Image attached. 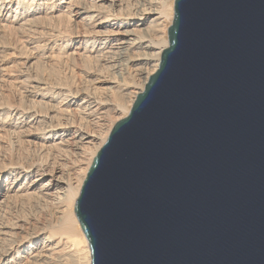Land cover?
Returning <instances> with one entry per match:
<instances>
[{
  "label": "water",
  "instance_id": "1",
  "mask_svg": "<svg viewBox=\"0 0 264 264\" xmlns=\"http://www.w3.org/2000/svg\"><path fill=\"white\" fill-rule=\"evenodd\" d=\"M168 36L75 202L92 264H264V0H175Z\"/></svg>",
  "mask_w": 264,
  "mask_h": 264
},
{
  "label": "bare ground",
  "instance_id": "2",
  "mask_svg": "<svg viewBox=\"0 0 264 264\" xmlns=\"http://www.w3.org/2000/svg\"><path fill=\"white\" fill-rule=\"evenodd\" d=\"M175 0H0V264H92L75 202L169 46Z\"/></svg>",
  "mask_w": 264,
  "mask_h": 264
},
{
  "label": "rangeland",
  "instance_id": "3",
  "mask_svg": "<svg viewBox=\"0 0 264 264\" xmlns=\"http://www.w3.org/2000/svg\"><path fill=\"white\" fill-rule=\"evenodd\" d=\"M157 70H158V69H157ZM157 70H156V71H157Z\"/></svg>",
  "mask_w": 264,
  "mask_h": 264
}]
</instances>
